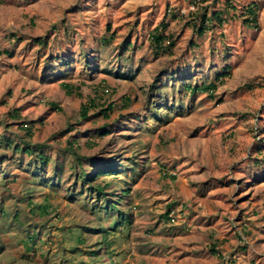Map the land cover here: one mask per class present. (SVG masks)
I'll list each match as a JSON object with an SVG mask.
<instances>
[{"label":"rangeland","instance_id":"1","mask_svg":"<svg viewBox=\"0 0 264 264\" xmlns=\"http://www.w3.org/2000/svg\"><path fill=\"white\" fill-rule=\"evenodd\" d=\"M203 9L223 23L200 36ZM161 22L168 54L149 41ZM0 50V136L40 143L49 159L0 148V264H264V0H0ZM209 83L211 98L187 89ZM90 99L112 104L108 118H80ZM71 139L77 157L95 158L88 174L125 170L90 185L110 183L113 212L69 176ZM13 177L31 207L4 186ZM117 209L128 224L114 226Z\"/></svg>","mask_w":264,"mask_h":264},{"label":"trees","instance_id":"2","mask_svg":"<svg viewBox=\"0 0 264 264\" xmlns=\"http://www.w3.org/2000/svg\"><path fill=\"white\" fill-rule=\"evenodd\" d=\"M205 9H203L202 12H199L196 14L195 20L197 23V19L199 20L198 22V26H196L197 24L195 23V26L197 27L195 29L196 34L198 35H203L206 30L209 28V25H212L213 22H217L218 24H222L223 20L221 18L222 14L220 12H214L211 13L210 16L207 17L206 13H204ZM244 20L243 23L245 26H247L248 28H257V6L253 3V4H249L247 5V7L244 10ZM167 25L163 22H161L156 28H154V30L152 31V33L149 35V41L150 44L154 47L155 52L156 53H169L171 48L173 47L174 43L173 41L170 40V38L166 37L164 35V31L166 30ZM168 39V43L167 45L164 44V41ZM38 43L40 44H44V41L39 39ZM2 54H7V51H1L0 50V56ZM229 75L228 71L223 72L222 74L217 76L218 82L222 83L223 79ZM117 78L119 79H125L123 78L122 75H116ZM130 79V77H128V80ZM62 88L66 91V93L70 94V87L67 84H62ZM187 89L189 91L190 94L195 93V92H205L207 93V96L209 98L214 96V91L216 89V84L214 83H209L208 85H204V86H187ZM89 107L87 106H82L80 111H79V115L81 119H85L89 116L90 114V110H95L97 112L100 113V115H102V117L108 118L109 113L113 111V107L112 104L110 103L109 105H107L104 108V105H97L96 102L92 99L89 100ZM53 108H55V110L59 111L60 109L58 108V105H56L55 103L52 104ZM99 108V109H98ZM9 118L12 120L18 119L20 117L19 115V110H13L11 113L8 114ZM1 125V124H0ZM65 131H70V129L72 128L69 124H66L65 126ZM6 130L10 129V125H5ZM20 128L25 132L26 136L28 138H31L32 135V128L31 126L28 127L27 124L23 123ZM102 134H106V132H102ZM77 140L76 139H71L70 141H68V147L69 149L66 150V152H69V154H71L73 156V159L71 160V162H69V166H68V170H69V176H73L75 178V180L80 181L82 184L85 183V185L87 186V192L89 193H93L94 195H96L97 200H104L105 201V205L101 206V207H97L98 209H105L107 210L108 213L113 212L114 210H116L112 205V201H109L108 199H106V196L109 195L107 193H105V187H108V185L110 183H105V184H97L95 187L90 186L91 184H93L94 182H96L97 178H103L102 181H106L105 178L107 177H113V176H118L119 174L124 173L125 174V170H120L117 168L118 165L115 164V162L113 163H109L106 166L102 167V170L99 171H93L90 174H88L85 170H84V164L82 163L83 161H94L95 158L93 157H88L86 159H81L80 157H77L75 154L77 147H75ZM88 143V142H87ZM91 144V143H89ZM4 145L6 147V149L11 150L12 153H14L15 155H24V156H35L36 160H38L39 164L41 165H46L49 163V159L47 158V156L42 153V144L37 143V144H32L31 142H28V140H24L21 143H17L16 141H14L13 139H9V138H3L0 136V148L1 146ZM39 149V153L37 154L35 149ZM57 161V160H56ZM58 162V161H57ZM5 162V156L4 155H0V174L2 175V177H6L8 174L7 172V168L4 166ZM99 162L96 161L94 163L95 166H99L98 165ZM57 165V166H56ZM55 168L53 169L54 173H56V171L59 169H61L60 167V163H56ZM2 167V168H1ZM37 167H35L36 169ZM34 174H37L38 172L34 171ZM13 176V175H12ZM33 177H39V175H32ZM86 178V179H85ZM116 178V177H114ZM114 178L112 180H114ZM87 182H89V184H87ZM4 186L7 187V189L10 191V194L12 195H17V197L19 199H21L23 202H25L26 206L31 207L32 206V197L30 195L26 196V197H20L19 196V192H18V187H17V183L15 181V178L13 177L11 180L9 181H5L3 182ZM9 185H13V186H9ZM15 185V186H14ZM15 187V188H13ZM116 188V187H115ZM121 191H123L124 196L126 195V193H128L127 190L122 189ZM96 200V201H97ZM48 204H45L43 206H38V210L40 213L44 214L48 212L47 209ZM117 218L115 219V221L113 222L115 225H122L121 220H123L125 223H129L130 221V217L131 215H124V213L120 212L119 209H117ZM7 210H5L4 208L0 207V217H7ZM169 214L170 212L168 211L164 218H166V220H169ZM15 221H17L19 224H21V217L19 215V213L15 215ZM123 218V219H122ZM124 223V224H125ZM87 230H92V231H98V230H102L101 232L103 233H107L106 230L103 229H87ZM32 240V239H31ZM84 238L83 239H79L78 241L83 244L80 245L81 247L84 246ZM34 241V238H33ZM32 241V242H33ZM100 241H104V238H100ZM2 247H0V251H2ZM32 250L31 248H26L25 251H27L28 253H30ZM210 251L213 253L214 256H216V249L215 246L211 247ZM100 252V250L98 251H91V253H97ZM218 256V255H217Z\"/></svg>","mask_w":264,"mask_h":264},{"label":"built area","instance_id":"3","mask_svg":"<svg viewBox=\"0 0 264 264\" xmlns=\"http://www.w3.org/2000/svg\"><path fill=\"white\" fill-rule=\"evenodd\" d=\"M169 216H170V214H169Z\"/></svg>","mask_w":264,"mask_h":264}]
</instances>
